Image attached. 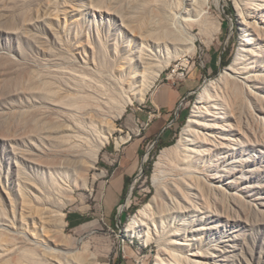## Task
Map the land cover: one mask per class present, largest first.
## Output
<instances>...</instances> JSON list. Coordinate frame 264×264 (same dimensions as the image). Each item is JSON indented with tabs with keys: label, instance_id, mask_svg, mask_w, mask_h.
Listing matches in <instances>:
<instances>
[{
	"label": "rangeland",
	"instance_id": "rangeland-1",
	"mask_svg": "<svg viewBox=\"0 0 264 264\" xmlns=\"http://www.w3.org/2000/svg\"><path fill=\"white\" fill-rule=\"evenodd\" d=\"M165 1L173 8L179 3ZM212 1L196 0L194 10L190 0L183 1L194 45L176 32L171 44L153 50L164 69L139 101L141 79L135 77L139 68L132 56L140 42L121 23L129 16L140 21L134 0H0V264L24 262L30 239L41 241L55 232L60 241L85 247L101 263L158 264L157 244L147 243L144 234L132 236L128 226L157 193L153 175L166 149L173 152L158 170L160 189L184 173L189 160L193 175L207 177L214 190L201 214H187L175 224L188 250L197 252L203 264H264V31L259 29L264 24L254 26L251 18L254 14L264 22V1H254L262 5L259 10L252 0H220L218 6ZM241 17L250 23L248 42L243 41ZM182 59L188 63L184 78L171 74ZM229 67L234 77L226 89L222 84L228 78L220 74ZM194 71L202 78L182 100L168 133L136 152L135 141L151 120L145 114L149 95L158 85L182 83ZM209 80L221 88V106L212 110L218 118L203 113L194 118ZM35 86H46L53 97H42ZM87 90L110 96L112 104L104 107L108 115L118 114L126 99L132 103L115 118L111 133L101 130L107 140L85 188L73 174L49 173L21 156L30 151L27 140L57 118L47 110L49 103L74 112L86 101ZM191 119L197 120L199 132L209 127V144L198 136L185 153L177 145ZM181 159L182 167H175ZM189 196L200 203L196 191ZM50 200L61 210L45 214ZM42 215L44 234L38 221Z\"/></svg>",
	"mask_w": 264,
	"mask_h": 264
},
{
	"label": "bare ground",
	"instance_id": "bare-ground-1",
	"mask_svg": "<svg viewBox=\"0 0 264 264\" xmlns=\"http://www.w3.org/2000/svg\"><path fill=\"white\" fill-rule=\"evenodd\" d=\"M134 1L140 21L135 22L134 17L129 16L126 19L121 18V23L130 34L137 36L136 38L140 42L139 48L132 58L135 60L137 69L139 68V72L135 74V77L141 79L136 98L139 101H143L145 95L153 87L164 69L157 61L153 50H161L167 47L172 41L170 39L175 37L176 32L177 34L180 33L192 47L194 38L188 33L186 26V17L189 11L187 8H183L184 0H179L175 8L165 0ZM203 1L205 2L206 0ZM219 1L213 0L212 2L218 6ZM254 1H251V5L255 10H259L262 5L255 4ZM194 2L196 3V0H190L189 5L193 10L195 8ZM184 10H187V12L183 15ZM251 18L254 26L258 27L264 24L261 17L251 14ZM202 24L206 26V21L204 20ZM240 25L243 27L242 32L245 37L243 41L248 42L246 29L250 28V23L241 17ZM259 29L264 31V27H259ZM218 30L217 25L211 30V34L217 33ZM243 50H245V47L242 46L240 51L242 52ZM173 70H175V66L171 72ZM65 74L73 75L69 72ZM223 75L228 79L221 84L226 89H231L228 87L229 79L234 77L231 74V67L224 69L220 76ZM217 84V80H209L203 86L198 96V106L192 117L196 118L203 113L206 117L214 116V118H218V114L212 111L219 110L217 106H221L217 103L221 89ZM38 88L35 86L34 90H37L38 92L36 91V93H39L42 97L46 99L53 97L51 96L53 94L52 90L46 89V86L42 89ZM84 98L86 101L78 106L74 112L59 105V103H49L50 106L46 107L47 110L49 113L57 115V118L49 124L46 123L47 125L41 131L35 133L27 140V143L31 145L29 147L30 151L28 156H21V158L40 165L49 173H71L86 188L88 173L96 164L100 148L103 147L107 140L106 135L102 136L101 130L111 133L114 130L112 126L115 118L124 112L125 107L132 103V99H126L118 107V114L114 116L104 112L105 105L112 104V99L108 94L99 95L95 94L93 90H87L84 93ZM90 98H94L96 100L95 103L87 101ZM189 123L190 125L184 130L177 145V148L180 147L185 153L189 152V145L198 136H203L202 143L209 144L208 134L205 133L209 127H201L203 132H199L196 130V126H198L197 120L191 119ZM172 152L173 149H166L158 157L156 170L153 175V184L156 186L157 193L149 203H146L135 213L128 229L132 236L138 237L144 234L147 243L154 242L157 244L159 248L158 264H203L197 259L199 256L197 252L193 249L188 250L190 245L181 240L178 235L179 229L175 227V224L181 221V218L186 217L187 214H201L209 204L207 195L208 192H214L213 186L208 182L207 177L194 176L190 171L193 168L192 164L187 160L184 163L186 164L185 172L174 178L171 184H167L160 189L158 182L161 179L158 177V170L171 157ZM182 162H184V159L175 163V167L181 168ZM21 176L22 179L30 181L29 177L22 172ZM217 177H219L218 174ZM206 185H208V188H206ZM191 190L197 192L200 203H196L189 196ZM62 191L64 190L62 189ZM53 208L58 211L61 210L58 203L50 200L44 208L45 214ZM42 216H39L38 221L40 224L39 230L44 234L46 220L44 218L45 215ZM34 224L36 223L34 222ZM179 224L181 225V223ZM165 236L167 238L171 236V238L165 239ZM28 245L32 248L28 258L24 262L18 259L16 264H105L98 262L97 257L85 247H78L77 244L68 240L60 241L56 232L51 233L41 241L30 239ZM189 253L190 255H188Z\"/></svg>",
	"mask_w": 264,
	"mask_h": 264
},
{
	"label": "crops",
	"instance_id": "crops-1",
	"mask_svg": "<svg viewBox=\"0 0 264 264\" xmlns=\"http://www.w3.org/2000/svg\"><path fill=\"white\" fill-rule=\"evenodd\" d=\"M201 78L202 75L194 71L176 86L164 83L156 87L148 97L149 111L145 112L149 117L151 116V120L148 121V127L143 136L135 141L136 152L139 153L142 144L152 141L158 143L165 137L168 127L174 123L179 104L192 93ZM123 141L125 142L126 139ZM125 179H128L127 176H122L124 183Z\"/></svg>",
	"mask_w": 264,
	"mask_h": 264
},
{
	"label": "built area",
	"instance_id": "built-area-1",
	"mask_svg": "<svg viewBox=\"0 0 264 264\" xmlns=\"http://www.w3.org/2000/svg\"><path fill=\"white\" fill-rule=\"evenodd\" d=\"M187 64L188 63L185 60L181 61V63H179L178 65L175 66V70H173L171 72V74L184 78V75H185L184 74V68L186 67ZM181 104L182 103L179 104V106L177 108V112L179 111ZM149 119H151V117H149ZM145 127H148V123L145 125Z\"/></svg>",
	"mask_w": 264,
	"mask_h": 264
},
{
	"label": "trees",
	"instance_id": "trees-1",
	"mask_svg": "<svg viewBox=\"0 0 264 264\" xmlns=\"http://www.w3.org/2000/svg\"><path fill=\"white\" fill-rule=\"evenodd\" d=\"M230 13H232V10H231V9H230ZM143 145H144V144L141 145L139 153H141L142 148H143ZM125 182H128V179H125ZM125 188H126V187H125Z\"/></svg>",
	"mask_w": 264,
	"mask_h": 264
}]
</instances>
